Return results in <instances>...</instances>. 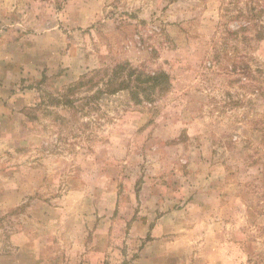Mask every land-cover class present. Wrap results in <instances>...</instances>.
Masks as SVG:
<instances>
[{
	"label": "rangeland",
	"instance_id": "1",
	"mask_svg": "<svg viewBox=\"0 0 264 264\" xmlns=\"http://www.w3.org/2000/svg\"><path fill=\"white\" fill-rule=\"evenodd\" d=\"M120 63L170 91L59 103ZM31 254L264 264V0H0V263Z\"/></svg>",
	"mask_w": 264,
	"mask_h": 264
},
{
	"label": "trees",
	"instance_id": "2",
	"mask_svg": "<svg viewBox=\"0 0 264 264\" xmlns=\"http://www.w3.org/2000/svg\"><path fill=\"white\" fill-rule=\"evenodd\" d=\"M172 86L171 76L166 72L145 73L128 63L92 71L77 83L68 87V93L62 95L63 107H72L74 103L86 101L94 103L100 96L113 97L127 94L131 102L139 105L143 102L156 103L167 94ZM73 95L77 97L74 99ZM81 95H84L81 97Z\"/></svg>",
	"mask_w": 264,
	"mask_h": 264
},
{
	"label": "crops",
	"instance_id": "3",
	"mask_svg": "<svg viewBox=\"0 0 264 264\" xmlns=\"http://www.w3.org/2000/svg\"><path fill=\"white\" fill-rule=\"evenodd\" d=\"M32 257L30 258H23L24 260H20L19 263H13L12 261H6V263L3 264H47L45 261H42V259L40 257H38V255L35 254H31ZM1 264V263H0ZM49 264H54V263H49Z\"/></svg>",
	"mask_w": 264,
	"mask_h": 264
}]
</instances>
